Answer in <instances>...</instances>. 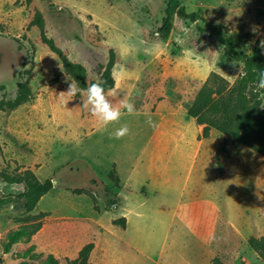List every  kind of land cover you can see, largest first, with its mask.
I'll return each mask as SVG.
<instances>
[{"label":"rangeland","instance_id":"1","mask_svg":"<svg viewBox=\"0 0 264 264\" xmlns=\"http://www.w3.org/2000/svg\"><path fill=\"white\" fill-rule=\"evenodd\" d=\"M180 1L198 19L175 15L163 38L168 0H0V101L16 96L19 81L33 90L0 110V264H39L50 253L69 264L89 242V264H264L249 244L264 235V155L215 128L202 137L188 114L212 74L232 85L244 68L198 25H220L238 51L264 60V0ZM37 14L68 59L86 67V87L115 51L113 103L128 96L135 114L124 110L104 128L83 106L86 91L59 95L76 80L44 41ZM246 92L264 108L262 89ZM123 124L130 132L116 139ZM26 169L53 181L30 211L16 196L24 184L8 180ZM122 211L129 228L114 222L127 218ZM38 221L5 251L11 232ZM31 245L41 255L26 256Z\"/></svg>","mask_w":264,"mask_h":264},{"label":"trees","instance_id":"2","mask_svg":"<svg viewBox=\"0 0 264 264\" xmlns=\"http://www.w3.org/2000/svg\"><path fill=\"white\" fill-rule=\"evenodd\" d=\"M175 15L181 18L196 21L198 14L196 12L188 13L180 0H168L165 9V15L159 32L163 38H168L174 25ZM205 26L198 25L199 30L208 32L209 36L223 44L229 55L244 61L243 73L236 82L229 85L217 74H212L199 90L193 103L188 108V114L196 118L197 123L203 125L202 137H209L213 128L231 136L236 142L249 146L256 152L264 155V108L259 102H251L246 92L248 87L257 88L258 73L264 71V60L256 55H248L238 51L233 38L224 34L220 25L213 24L207 19H203ZM34 22L42 29L44 41L49 43L51 48L60 53L63 59L64 67L76 80L79 87H86V67L81 63H74L63 53L55 42L50 39L44 30L43 20L40 14L36 15ZM115 51L111 49L110 59L106 65H100L103 73L99 81H104L105 88L115 86V77L112 69L116 63ZM218 79L222 80V83ZM219 83L215 85L213 81ZM264 91V89H262ZM33 98V90L28 79L18 82L17 94L13 99H2L0 101V110H13L21 104ZM228 152L227 148L225 149ZM11 183H23L25 189L16 196L23 201L26 210H33L42 196L53 188L52 179L41 181L31 170L26 169L22 178H9ZM119 181V179H117ZM78 192H84L83 189H77ZM99 210V206L95 205ZM116 224L126 225V217H121L114 221ZM41 228V222L38 221L33 226H20L9 234L5 251L10 252L13 245L23 239H29ZM250 246L264 258V235L260 237H250ZM94 247L93 242L85 244L75 259H68L69 264H89V254ZM35 245H31L25 252L26 256L35 257L41 253L34 252ZM23 264H29L27 261ZM39 264H59V259L52 253L41 260Z\"/></svg>","mask_w":264,"mask_h":264},{"label":"clouds","instance_id":"3","mask_svg":"<svg viewBox=\"0 0 264 264\" xmlns=\"http://www.w3.org/2000/svg\"><path fill=\"white\" fill-rule=\"evenodd\" d=\"M260 47L264 49V40L261 41ZM145 51L150 53L153 49H145ZM104 83V81L91 83L87 85L86 89H81L75 81H72L68 86V90L61 92L59 95H67L73 99L77 94H82L86 91L87 99L83 101V106L89 108L91 115L97 118L98 122L104 128H107L109 124L120 121L122 115L125 114L124 110H126L127 114L131 115L135 114L136 109L134 103L128 96L120 99L118 104H114L113 98L118 95V88L117 86H113L106 89ZM256 87L264 89V71L258 73ZM147 122L154 126L151 118ZM129 132L130 128L128 125L123 124L114 132V137L121 139L128 135Z\"/></svg>","mask_w":264,"mask_h":264},{"label":"crops","instance_id":"4","mask_svg":"<svg viewBox=\"0 0 264 264\" xmlns=\"http://www.w3.org/2000/svg\"><path fill=\"white\" fill-rule=\"evenodd\" d=\"M123 208H124V206H123ZM122 208V210H124ZM215 211V208H213V212ZM122 213L123 214H126V216H127V218H126V222L128 223V228H129V225H130V221H131V219H130V213H128V212H124V211H122ZM182 217H183V219L185 220V221H188L189 223H191V220L189 219V214H188V212H184L183 214H182ZM171 224V221L169 222V225ZM168 225V226H169ZM128 228H127V230H128ZM168 229V228H167ZM126 230V231H127Z\"/></svg>","mask_w":264,"mask_h":264}]
</instances>
